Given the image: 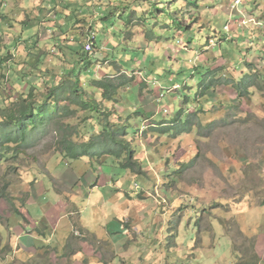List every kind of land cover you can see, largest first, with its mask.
Returning <instances> with one entry per match:
<instances>
[{"label": "rangeland", "instance_id": "rangeland-1", "mask_svg": "<svg viewBox=\"0 0 264 264\" xmlns=\"http://www.w3.org/2000/svg\"><path fill=\"white\" fill-rule=\"evenodd\" d=\"M91 31L97 40L87 51ZM4 48L0 107L30 92L44 100L75 73L101 106L68 121L77 128L74 140L86 141L106 124L126 126L142 169L123 173L105 153L81 159L98 171L85 191L99 184L105 205L86 201L93 233H83L72 261L63 255V234L31 252L12 242L25 217L0 196V264H264V0H0ZM120 75L129 82L113 100L92 85ZM253 80L249 92L232 83ZM183 121L190 131H179ZM56 141L50 133L0 164L18 207L44 173L46 187L51 182L63 194L66 213L78 209L70 201L77 188L55 177L72 160ZM109 218L123 227L116 242L102 225Z\"/></svg>", "mask_w": 264, "mask_h": 264}, {"label": "trees", "instance_id": "trees-1", "mask_svg": "<svg viewBox=\"0 0 264 264\" xmlns=\"http://www.w3.org/2000/svg\"><path fill=\"white\" fill-rule=\"evenodd\" d=\"M71 75L51 86L50 92L41 97L44 100L39 101L36 95L30 92L9 106L0 107V164L4 160L25 154L28 148H32L46 135L55 133L57 136L56 148L72 160L105 153L118 159L123 169L140 172L141 163L138 159H134L136 152L125 137L127 135L126 126L115 128L106 124L101 133L90 139L81 142L74 140L77 128L68 121L75 118L79 111L100 110L101 102L93 95L88 94L77 74L72 73ZM128 82L125 76H104L94 79L92 85L102 89L104 99L113 100L118 88ZM255 82L256 80L245 84H242L243 81L232 83L235 85L234 88L242 85L243 89L249 92L248 87L255 85ZM236 90L238 91V89ZM175 121L180 122V118L175 117ZM183 124L184 121L177 127ZM173 125L172 122V125L163 128V132L166 133L167 129ZM188 126L189 123L185 122L179 131L181 133L190 131L191 127L188 128ZM1 179L5 181L3 185H1ZM11 184L12 182L0 173V196L5 199L11 213L21 215L20 207L16 205L15 198L9 191ZM25 202L23 200L22 206L25 205ZM0 223H2V217H0ZM245 264L252 263L246 262Z\"/></svg>", "mask_w": 264, "mask_h": 264}, {"label": "crops", "instance_id": "crops-1", "mask_svg": "<svg viewBox=\"0 0 264 264\" xmlns=\"http://www.w3.org/2000/svg\"><path fill=\"white\" fill-rule=\"evenodd\" d=\"M1 50L4 51L6 50V48L0 49V51ZM8 52L13 53L14 57L16 56L15 51L9 46ZM81 159H83V157L80 159H70V161L68 160V162L64 160L63 164L68 165V168L62 170L60 169L61 167H57L55 169L59 171V173L56 171L57 176H55L56 179H58L57 181L59 183L64 184L66 187L72 186L73 190H75L74 188H77V192L74 191L75 193L74 195H72V197H70V201L78 204V209L71 211L70 214L66 213L68 211V206H65L63 194L57 192L51 182L50 184H48L49 186L46 187L45 181L48 180L47 176L44 175V173L39 174L38 176L40 178L37 177V180L34 183H29L28 199L25 202V205L20 207V211L24 214L23 216L25 217V219L24 221L21 220V222H19L14 218V224L16 223V221L18 223L13 227L14 235L12 242L20 241L22 243L21 246H23L21 247L22 251H36V244H39V242H41L43 239L51 238L52 236H54L53 234H57L58 236L59 234H63V239L60 242L62 245V250L64 251L63 255L66 259L72 261V257L76 256L81 251L80 245L85 242V235H83V233H93L88 225L92 221L89 217L93 212V208L89 211L90 204H87L86 201L88 200L89 203L90 200L94 199L92 203L101 207H103L105 203L104 200L99 195H97V193L99 194V190L94 189L96 187L99 188V184H94L93 189H90V191H85L84 186H88L91 184L88 182V179H90L91 177H97L98 171L97 168H93L91 164H88L89 166H87L85 162L81 161ZM78 163L84 164L85 167H77ZM125 170L126 169H123L122 167L120 168V171H122L123 173ZM81 181H83V183L82 185L80 184L79 189L84 190L82 191L84 192V198L82 199V201L80 200V198L82 197V193L80 194V190H78V187L74 186V182L80 183ZM47 198L49 199L48 202ZM80 201L81 203L79 204ZM79 206L81 207V209H79ZM32 207L34 208V215L31 214V211L29 209ZM86 211H89V217L85 215ZM73 213L81 214L78 221H75V219H73L72 221L70 219V215L72 216ZM105 217H108V215L105 214ZM27 220H29V222H26ZM117 221L119 220H112L109 218L106 219L104 223H102V225L106 227L105 234L110 235L114 242H116L117 239L121 236L116 237L113 236V234L116 232L119 233V231L123 229L122 225ZM41 222L44 225L43 229L40 226ZM38 224L39 226H37ZM17 226L22 227L21 231L18 232L14 229ZM74 229H76L79 233L80 230H83L82 234H76L77 231L75 230L74 232ZM36 230H38L39 233H37ZM44 230H48L50 233L42 236V233L45 232ZM64 230L66 231L65 233H63ZM108 238L109 236L107 237V239Z\"/></svg>", "mask_w": 264, "mask_h": 264}, {"label": "built area", "instance_id": "built-area-1", "mask_svg": "<svg viewBox=\"0 0 264 264\" xmlns=\"http://www.w3.org/2000/svg\"><path fill=\"white\" fill-rule=\"evenodd\" d=\"M92 32V31H91ZM96 39V34L95 33H89V41L86 43V50L90 51L92 50V44Z\"/></svg>", "mask_w": 264, "mask_h": 264}, {"label": "clouds", "instance_id": "clouds-1", "mask_svg": "<svg viewBox=\"0 0 264 264\" xmlns=\"http://www.w3.org/2000/svg\"><path fill=\"white\" fill-rule=\"evenodd\" d=\"M89 33H90V32H89ZM95 41H96V40H95ZM95 41H94V42H95ZM94 42H93V44H92V48H93V46H94V44H95ZM85 48H86V44H85ZM87 51H88V50H87ZM90 51H91V50H90Z\"/></svg>", "mask_w": 264, "mask_h": 264}]
</instances>
